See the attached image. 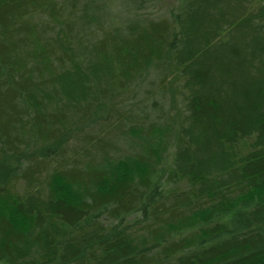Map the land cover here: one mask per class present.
<instances>
[{
    "label": "trees",
    "instance_id": "1",
    "mask_svg": "<svg viewBox=\"0 0 264 264\" xmlns=\"http://www.w3.org/2000/svg\"><path fill=\"white\" fill-rule=\"evenodd\" d=\"M0 264H264V0H0Z\"/></svg>",
    "mask_w": 264,
    "mask_h": 264
},
{
    "label": "bare ground",
    "instance_id": "2",
    "mask_svg": "<svg viewBox=\"0 0 264 264\" xmlns=\"http://www.w3.org/2000/svg\"><path fill=\"white\" fill-rule=\"evenodd\" d=\"M178 140V139H177Z\"/></svg>",
    "mask_w": 264,
    "mask_h": 264
}]
</instances>
